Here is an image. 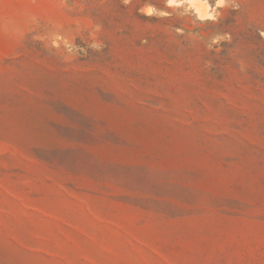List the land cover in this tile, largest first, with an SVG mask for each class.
<instances>
[{"label": "rangeland", "instance_id": "1", "mask_svg": "<svg viewBox=\"0 0 264 264\" xmlns=\"http://www.w3.org/2000/svg\"><path fill=\"white\" fill-rule=\"evenodd\" d=\"M182 13L0 0V264H264V0Z\"/></svg>", "mask_w": 264, "mask_h": 264}, {"label": "clouds", "instance_id": "2", "mask_svg": "<svg viewBox=\"0 0 264 264\" xmlns=\"http://www.w3.org/2000/svg\"><path fill=\"white\" fill-rule=\"evenodd\" d=\"M127 2V0H126ZM166 6L182 8L183 13L187 14L194 10L197 19H216V8H221L226 6L227 0H214L215 6L210 0H165ZM144 11L146 14L153 15L156 9L149 5ZM159 15H168L167 12L161 11Z\"/></svg>", "mask_w": 264, "mask_h": 264}]
</instances>
